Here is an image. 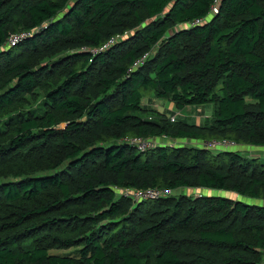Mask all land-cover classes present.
I'll return each mask as SVG.
<instances>
[{"label": "trees", "instance_id": "16d2710c", "mask_svg": "<svg viewBox=\"0 0 264 264\" xmlns=\"http://www.w3.org/2000/svg\"><path fill=\"white\" fill-rule=\"evenodd\" d=\"M211 140L264 146V0H0V264H258L264 158Z\"/></svg>", "mask_w": 264, "mask_h": 264}, {"label": "rangeland", "instance_id": "374dc122", "mask_svg": "<svg viewBox=\"0 0 264 264\" xmlns=\"http://www.w3.org/2000/svg\"><path fill=\"white\" fill-rule=\"evenodd\" d=\"M210 15L207 17L209 18ZM143 103L146 104L147 106H150L160 112L164 113H173L175 118L181 119V120H186L191 123H197V121L202 120L204 122L205 117H209L212 109H213V104L211 102L203 103V104H194V105H186L183 106L182 108H176L172 107L170 108L169 101L164 98H156L155 96L152 95V93L147 92L144 95ZM200 116V117H199ZM158 143H172L174 141L166 139L165 141L159 140L157 141ZM178 144H188V140H176L175 141ZM199 144L200 142H196ZM254 147V146H250ZM248 154H257L261 155L262 158H264V146H255L254 148H246V151ZM254 156V155H253ZM181 192L188 194V195H193V194H210V195H220V196H232V194L224 191V190H208V189H183ZM242 200H244L247 203H257V204H262L263 200L261 199H256V198H250V197H242ZM60 252H65L67 250H59Z\"/></svg>", "mask_w": 264, "mask_h": 264}, {"label": "built area", "instance_id": "2783aa9c", "mask_svg": "<svg viewBox=\"0 0 264 264\" xmlns=\"http://www.w3.org/2000/svg\"><path fill=\"white\" fill-rule=\"evenodd\" d=\"M213 11L216 12L217 9L216 7H212ZM29 32L23 31L17 34H11L6 41V45H14L21 39L29 36ZM113 40L107 42L104 46H101L99 48L92 49L93 52H98L99 50L104 49L107 47L110 43H112ZM149 53L145 54L142 56L139 60H137L136 65H139L145 57H147ZM174 115L170 116V120H174ZM159 140L165 141L166 137L162 136ZM158 140V141H159ZM125 141L128 143L136 146L139 150L143 151L146 148H149L153 145L158 144L156 140L152 139H143V138H125ZM199 145L207 147L209 149H220L224 147H229V146H234L235 144L231 141L227 140H211V141H206L199 143ZM124 195L131 196L133 201H140V200H146V199H157V198H162L166 197L168 195H171L173 193L172 190L170 189H141V190H131V189H126L122 191ZM258 264H264V260L259 262Z\"/></svg>", "mask_w": 264, "mask_h": 264}, {"label": "crops", "instance_id": "0c3cea01", "mask_svg": "<svg viewBox=\"0 0 264 264\" xmlns=\"http://www.w3.org/2000/svg\"><path fill=\"white\" fill-rule=\"evenodd\" d=\"M170 108H172L173 107V104H172V102H170L169 103V105H168ZM169 114H171V113H169ZM173 114V113H172ZM200 117V116H199ZM200 123H203L202 122V120H200V121H197V123H195V124H200ZM236 146H238L239 147V150H242V151H246V147H240V146H242V145H235V147ZM234 147V146H233ZM251 155H257V154H251Z\"/></svg>", "mask_w": 264, "mask_h": 264}, {"label": "water", "instance_id": "95a60500", "mask_svg": "<svg viewBox=\"0 0 264 264\" xmlns=\"http://www.w3.org/2000/svg\"><path fill=\"white\" fill-rule=\"evenodd\" d=\"M240 147H246V148H254V147H250V146H244V145H242V146H240ZM228 147H222V148H220V149H227ZM228 149H230V150H239V147L238 146H234V147H229ZM198 190H200V189H198Z\"/></svg>", "mask_w": 264, "mask_h": 264}]
</instances>
